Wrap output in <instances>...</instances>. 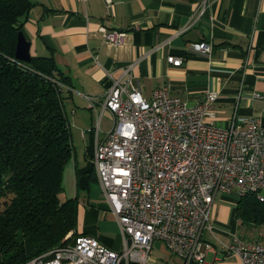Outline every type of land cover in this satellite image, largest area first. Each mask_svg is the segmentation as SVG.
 I'll return each mask as SVG.
<instances>
[{"label": "crops", "instance_id": "crops-1", "mask_svg": "<svg viewBox=\"0 0 264 264\" xmlns=\"http://www.w3.org/2000/svg\"><path fill=\"white\" fill-rule=\"evenodd\" d=\"M33 2L23 28L32 43V56H52L68 79L64 94L73 155L64 169L63 194L79 198L80 233L121 250L124 234L118 217L100 198L103 191L93 161L95 134L103 138L113 124L108 111L98 124L109 74L120 77L134 63V81L145 96L168 86L173 96L189 104L209 97L215 116L206 120L218 126H229L236 113L254 115L264 126V0ZM103 28L123 31L124 41L107 42ZM201 41L213 44L210 55L191 50ZM171 54L183 56L184 63L168 62ZM238 201L232 194H216L210 211L213 229L206 230L204 237L206 264H241L226 249L235 235L264 244V224L238 219ZM103 216L113 227L102 221ZM164 259L183 264L172 253Z\"/></svg>", "mask_w": 264, "mask_h": 264}, {"label": "built area", "instance_id": "built-area-1", "mask_svg": "<svg viewBox=\"0 0 264 264\" xmlns=\"http://www.w3.org/2000/svg\"><path fill=\"white\" fill-rule=\"evenodd\" d=\"M103 33L111 44L124 41L123 31L103 28ZM191 50L210 55L213 44L196 42ZM168 62L181 66L184 57L171 54ZM133 66L120 77L108 76L98 124L105 111L113 124L103 138L95 134L93 154L104 197L124 234L123 248L112 249L82 233L22 264H173L152 256L156 241L183 264H206L204 237L213 229L210 211L216 194L240 198L255 193L264 199V126L259 118L236 113L229 126L221 127L206 120L215 116L209 97L189 104L168 86L145 96L134 81ZM226 249L241 264H264L261 242L235 235Z\"/></svg>", "mask_w": 264, "mask_h": 264}, {"label": "trees", "instance_id": "trees-1", "mask_svg": "<svg viewBox=\"0 0 264 264\" xmlns=\"http://www.w3.org/2000/svg\"><path fill=\"white\" fill-rule=\"evenodd\" d=\"M34 5L0 0V264L25 263L82 234L79 198L63 194L64 169L73 155L68 79L52 56L16 58ZM236 216L264 224V199L255 193L240 197Z\"/></svg>", "mask_w": 264, "mask_h": 264}, {"label": "rangeland", "instance_id": "rangeland-1", "mask_svg": "<svg viewBox=\"0 0 264 264\" xmlns=\"http://www.w3.org/2000/svg\"><path fill=\"white\" fill-rule=\"evenodd\" d=\"M110 118H111V122H112V116L111 114H109ZM105 123L107 125L110 124V122H108V119L107 120H104ZM100 195V198L104 199V194H102V192L99 194ZM61 198L64 199V196L61 194ZM102 221L105 222L107 224L108 227H113L111 225V220L106 218L105 216L102 217ZM104 229V228H102ZM72 234V233H71ZM152 256L154 258H169L171 256V252L167 249L166 245H164V243L162 241H156L154 243V246H153V250H152Z\"/></svg>", "mask_w": 264, "mask_h": 264}, {"label": "water", "instance_id": "water-1", "mask_svg": "<svg viewBox=\"0 0 264 264\" xmlns=\"http://www.w3.org/2000/svg\"><path fill=\"white\" fill-rule=\"evenodd\" d=\"M31 47V41L26 37L23 31L20 32L16 47V58L23 61H30L32 59Z\"/></svg>", "mask_w": 264, "mask_h": 264}]
</instances>
